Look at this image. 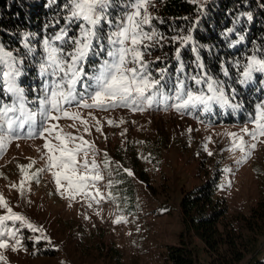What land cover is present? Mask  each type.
Returning <instances> with one entry per match:
<instances>
[{
  "label": "rangeland",
  "instance_id": "rangeland-1",
  "mask_svg": "<svg viewBox=\"0 0 264 264\" xmlns=\"http://www.w3.org/2000/svg\"><path fill=\"white\" fill-rule=\"evenodd\" d=\"M196 1L204 6L209 0ZM257 1L264 4V0ZM157 107L162 112L149 111ZM68 111L79 114V119L61 114L59 121H51L58 128L51 135L46 134V140L39 136L21 138L0 150V216L9 215L10 208L12 215L24 218L0 224V231H16V239L21 241L17 251L11 247L0 249V264H113V251L120 253L124 264H165L166 248L179 242V203L183 193L201 186L215 165H222L225 172L220 194L226 198L231 216L249 215L260 201L264 187V137L253 141L242 132L255 128L252 120L240 125H208L163 105L144 111L68 106ZM109 120L113 123L109 124ZM22 131L27 132V125ZM57 134L65 138L68 148L81 146L76 153L75 175H94L90 163L88 169L82 166L85 158L89 162L94 159L103 179L89 180L88 188L76 193L64 179V175H73L71 171L49 169L43 146L49 142L59 156L61 142L55 139ZM69 135L83 140H69ZM159 135L174 139V145L163 151L159 165L147 164V187L128 175L129 170L114 159V152L130 142L142 145ZM241 137L243 151L235 147ZM251 143L257 147H248ZM53 171L62 172L63 188H58ZM122 172L132 181V198L118 177ZM70 192L75 199L69 198ZM85 192L91 195H84ZM7 239L13 244L11 237ZM197 243L201 262L208 264L201 243Z\"/></svg>",
  "mask_w": 264,
  "mask_h": 264
},
{
  "label": "trees",
  "instance_id": "trees-1",
  "mask_svg": "<svg viewBox=\"0 0 264 264\" xmlns=\"http://www.w3.org/2000/svg\"><path fill=\"white\" fill-rule=\"evenodd\" d=\"M65 2L0 0V46L17 61H22V64H17L22 72L18 84L24 89L27 108L36 114L38 126L41 121L38 97L44 95L42 88L45 82L39 67L44 55L42 40L64 24L63 16L66 13L62 5ZM120 3L121 0H115L110 9L114 18L122 11ZM148 11L153 17L152 26L165 37L183 35L185 29L193 28L191 45L182 47V59L187 65L185 72L194 74L196 71L192 64L194 53L191 51V47L196 46L205 71L214 80L223 83L225 94L229 97L232 96V89H235L234 99H230V103L241 105L239 108L214 105L210 113L193 110L187 114L208 125H240L251 121L255 105L264 101V73H254L249 84L240 85L236 82L240 71L236 62L243 65L250 55L264 57V4L257 0H209L201 6L193 0H152ZM248 13L251 20L247 18ZM57 20L59 24H56ZM193 22H196L194 26ZM229 29L234 31L229 32ZM110 30L105 26V33ZM240 35L244 36V41L235 43ZM26 43L34 51L29 52ZM178 46L171 39H166L162 47L151 49V55L144 58L155 61L157 56L161 57L152 68L167 65L169 74L174 76L177 62L172 54ZM102 59L103 56L94 57L93 64H99ZM222 69L228 70L227 76ZM94 70L92 65H85L86 72L92 73ZM80 90L77 85V91ZM164 91L169 92V87H165ZM0 102H10L2 79ZM172 145L174 139L159 135L142 145L130 142L123 150L114 152V159L149 187L147 164L159 165L163 151ZM208 171L210 173L201 186L182 195L179 203L182 230L178 244L166 248L163 256L165 264H203L197 241L201 243L208 264H264V187L257 207L249 215L231 216L228 202L220 194L225 173L222 165H215ZM118 177L123 180L124 191L132 198L131 179L123 172ZM110 259L113 264H124L117 251L112 252Z\"/></svg>",
  "mask_w": 264,
  "mask_h": 264
},
{
  "label": "snow or ice",
  "instance_id": "snow-or-ice-1",
  "mask_svg": "<svg viewBox=\"0 0 264 264\" xmlns=\"http://www.w3.org/2000/svg\"><path fill=\"white\" fill-rule=\"evenodd\" d=\"M151 2L152 0H121L119 6L122 11L114 18L110 9L115 0H66L62 5L66 13L63 16L64 24L42 40L44 55L41 56L39 67L45 82L42 88L44 95L38 97L41 116L39 126L36 124V114L27 108L24 89L18 84V77L22 72L17 64H22V61H17L10 52L0 47V79L5 93L10 98L9 103L0 102V150L7 143L21 138L39 136L46 140L47 135H51L58 128V124H52L51 121H59L61 114L65 118L79 119V114H70L66 106H75L78 109L95 108L102 111L115 108L144 111L153 105H163L165 109L171 108L182 114L193 110L210 113L214 105L241 107L240 104L230 103V99H234L235 89H232V96L229 97L225 94L223 83L214 80L205 71V65L196 46L191 47L194 53L192 64L196 71L194 74L185 72L187 65L182 59V47L191 45L193 28L185 29L183 35L165 37L151 24L153 17L148 11ZM193 2L195 3L196 0ZM49 3H56V0H49ZM247 18L251 20L250 13L247 14ZM195 23L193 22V26ZM56 24H59V20ZM74 25L75 31H73ZM105 26L111 29L107 33L104 32ZM69 33L73 34L69 35ZM166 39H171L180 45L172 54V58L177 62L174 76L169 74L167 65L163 68H152L161 57L157 56L155 61L144 58L146 55H151V49L162 47ZM244 39V36L240 35L235 43H241ZM25 46L29 47L27 43ZM32 51L34 49L29 47V52ZM101 56L103 59L100 63L93 64V58ZM86 64L92 65L95 70L92 73L86 72ZM236 67L240 69L236 82L247 85L253 80L254 73H264V57L247 56L246 63L241 65L237 61ZM222 71L225 76L228 75L227 69ZM169 81H171L170 86ZM77 85L80 86V91H77ZM165 87H169V92L164 91ZM45 121L49 123L45 124ZM252 122L255 128L252 130L245 128L242 132L250 135L255 141L259 137H264V101L255 105ZM83 123L86 124L87 121ZM108 123L112 124L113 121L109 120ZM26 125L27 132H24L22 130ZM230 135L235 136L234 133ZM55 139L61 142L60 155L57 156L56 149L46 142L43 148L47 150V165L49 169L59 168L65 173L71 171L73 175H64L70 188H74L76 193H81L83 189L88 188L89 180L103 179L94 159L89 162L85 158L82 165L88 169L90 163L94 175L87 173L75 175L78 163L76 153L81 151V146L68 148L65 138L59 134ZM67 139L83 140L82 137L71 135ZM235 147L244 150L242 137ZM248 147L255 149L257 145L251 143ZM208 154L212 155L211 152ZM52 174L56 178L58 188H63L62 172L53 171ZM128 175L133 173L129 171ZM92 186L94 187V184ZM83 194L91 195L86 192ZM97 194H99L98 189ZM69 198L75 199V194L70 192ZM92 199H95V196ZM8 212L9 215L0 216V224L11 220L23 221V217L12 215L10 208ZM121 221L122 218L116 223ZM27 227L32 228L33 231L37 230L31 224ZM8 237L12 238L13 244H9ZM20 244L21 241L16 239V231H0V249L11 247V250L17 251L16 246ZM0 259L3 257L0 256Z\"/></svg>",
  "mask_w": 264,
  "mask_h": 264
},
{
  "label": "built area",
  "instance_id": "built-area-1",
  "mask_svg": "<svg viewBox=\"0 0 264 264\" xmlns=\"http://www.w3.org/2000/svg\"><path fill=\"white\" fill-rule=\"evenodd\" d=\"M151 108H153V107H151ZM161 108H156V109H152V110H149V111H153V112H162L161 110H163V109H161Z\"/></svg>",
  "mask_w": 264,
  "mask_h": 264
}]
</instances>
